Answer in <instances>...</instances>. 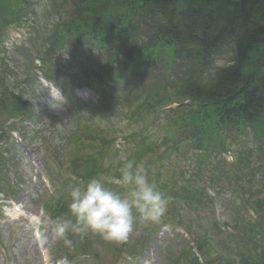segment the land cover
<instances>
[{
    "label": "rangeland",
    "instance_id": "obj_1",
    "mask_svg": "<svg viewBox=\"0 0 264 264\" xmlns=\"http://www.w3.org/2000/svg\"><path fill=\"white\" fill-rule=\"evenodd\" d=\"M62 2L69 7V0H24L30 14L23 16L27 21L21 27L11 26L5 31L0 26V94L3 95L0 101L6 102L8 98L2 82L5 78L6 83H12L10 87L14 94L21 95L31 104L38 120L34 126L19 123V128L24 127L23 142L17 132L7 133L5 121L0 119V133L4 131L0 146L1 143L6 146L0 150L5 152L0 163L9 161L6 175L11 185L8 180L6 184L16 188L12 201L20 208L17 215L6 210L7 217H4L1 206L7 201L0 204V264H168L167 261L193 264L192 252L187 243L181 245L182 236L178 235L177 226L186 228L196 242L209 243L206 249L216 263L252 264L255 252L263 257L264 136L258 137L253 132H246L244 136L228 132L222 135L224 151L217 139L210 143L206 155L199 157L195 153L186 161L183 150L176 154L168 150L172 143L166 141L169 135L173 140L175 134L182 140L188 136H181L177 129L166 126L167 120L174 117V111L170 109L177 105L167 109L169 111L160 109L170 101L181 98L184 101L180 87L189 75L195 74L193 64H175L170 69L165 60L153 62L144 74H129L121 84L123 93L105 99L96 98L91 89H84L78 92L80 96L72 90L77 101H69L54 94L57 92L55 87V91L41 87L38 80L41 76L37 71L40 63L32 49L41 45L45 48V40L52 34V23L65 24L68 16ZM4 4L14 7L18 2L5 0ZM120 29L133 32L136 42L142 41L147 33L135 16ZM57 63L59 72L50 78V83L74 86L70 84L72 72L67 70V65ZM228 65L226 56L217 57L212 68ZM216 72L205 71L198 80L208 84ZM16 84L21 89H17ZM105 86L112 87L111 84ZM154 94H159L162 103H157L153 111L141 107ZM61 95L65 96L64 92ZM82 127L85 131L76 134L82 146L76 147L74 132ZM12 133L17 134V139L12 138ZM99 138L109 142L105 153L106 167L111 165L112 171L119 169L115 167L123 168L129 161H134V167L143 165L149 181L165 193L169 202L157 221H145L136 215L134 229L127 240H107L91 232L85 235L69 233V237L74 235V240L71 246H66L54 232L57 220L54 221L49 212V215L43 214L42 206L60 203L57 219L75 222L69 208L71 202L61 195L70 193L75 180L71 175L83 173L82 163L86 160L81 155L92 153L96 145H101ZM140 144H148L152 150L137 158L135 151ZM75 157L79 161L73 164L71 160ZM74 166L77 174L73 171ZM45 174L51 179L56 194L47 191L49 185L44 183ZM118 174L121 176V171ZM90 180H83V185ZM4 181V170L0 167V182ZM104 183L121 186L109 171L104 176ZM164 185L166 191L162 188ZM112 186L108 188L114 191ZM188 187L200 190L201 194L186 196L182 190H189ZM129 190L123 185L121 195H127ZM177 219L183 220L178 222ZM215 224L220 228V234L214 233ZM34 232L39 233V241L34 239ZM247 235L254 240L251 248L246 242ZM127 256L132 260L128 261Z\"/></svg>",
    "mask_w": 264,
    "mask_h": 264
},
{
    "label": "trees",
    "instance_id": "obj_2",
    "mask_svg": "<svg viewBox=\"0 0 264 264\" xmlns=\"http://www.w3.org/2000/svg\"><path fill=\"white\" fill-rule=\"evenodd\" d=\"M4 1L0 0V26L4 30L12 25L21 26L26 20L24 17L30 15L24 0H16L18 5L14 7L5 5ZM69 1V7L62 2L68 16L65 24L52 23V34L45 40V48L41 45L40 52L32 49L46 75L53 76L59 72L56 55L62 54L72 65L70 84L95 87L99 92L94 85L104 84L107 80L113 88L103 95L112 97V94L122 93L121 84L129 74L142 75L154 65L153 62L157 64L159 60H165L170 69L175 64H193L195 74L189 75L180 87L188 106L183 105L182 98L170 101L168 104L176 103L178 107L173 110L174 117L166 122L167 127L188 137L182 140L175 134L173 140L169 135L166 141L172 143L168 150L175 154L183 150L186 161L193 158L190 155L192 150L207 153L214 140L219 139V146H224L222 135L228 132L240 136L253 132L258 137L264 136V0ZM132 16L147 29L140 42H136L133 32L120 29L122 25L129 24ZM90 47L96 50L106 48L107 61L91 54L88 51ZM222 55H228L229 65L216 70L208 84L201 83L198 77L211 68L215 57ZM2 82L8 98L6 102L0 101V118L7 122L21 117L37 124L31 104L21 95L14 94L10 87L12 83H6L5 78ZM69 86L63 90L68 91ZM157 103H162V100L159 94H154L141 107L153 111ZM128 116L132 119L131 114ZM76 134L74 132V144L77 145L80 139ZM99 139L103 146L98 151L81 155L86 160L82 163L83 173L77 174L76 167L73 168L81 180L98 179L103 171L102 156L106 152L104 145L107 141ZM140 146L134 152L137 158L151 152L148 144ZM2 155L0 152V158ZM71 161L75 164L79 160L75 157ZM162 188L167 189L165 185ZM187 189L182 190L186 196L189 193L200 194L192 188ZM49 210L52 213L54 208ZM56 211L61 212L57 206ZM182 220L177 219L178 222ZM246 242L252 247L253 237L247 235ZM204 249L208 261L212 262L210 251L206 247ZM255 257L252 264H264V256L256 254Z\"/></svg>",
    "mask_w": 264,
    "mask_h": 264
},
{
    "label": "clouds",
    "instance_id": "obj_3",
    "mask_svg": "<svg viewBox=\"0 0 264 264\" xmlns=\"http://www.w3.org/2000/svg\"><path fill=\"white\" fill-rule=\"evenodd\" d=\"M121 183L129 187L127 195L108 188L100 179L93 178L86 185L73 186L69 208L75 222L58 218L54 232L66 246L73 241L69 233L98 234L107 240L124 241L134 229L136 215L145 221H157L166 211L169 199L149 181L143 165L125 163Z\"/></svg>",
    "mask_w": 264,
    "mask_h": 264
}]
</instances>
